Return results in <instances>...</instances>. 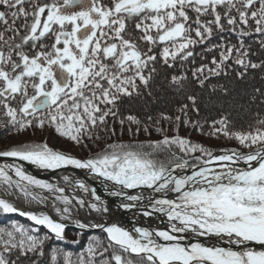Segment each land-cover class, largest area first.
<instances>
[{"label": "snow or ice", "instance_id": "snow-or-ice-1", "mask_svg": "<svg viewBox=\"0 0 264 264\" xmlns=\"http://www.w3.org/2000/svg\"><path fill=\"white\" fill-rule=\"evenodd\" d=\"M0 9V127L17 133L53 128L89 153L81 158L53 148L47 139L0 150V157L13 158L0 164L5 194L0 196V212L19 213L48 230L41 235L38 228L18 222L0 226V264L44 256L47 241L66 239L69 224L99 229L104 235L91 236L75 259L70 251L52 248L50 264H264V117L258 114L247 132H230L227 116L211 121L207 135L223 134L241 146L219 154L178 134H164L147 145L104 143L101 137L114 136L117 123L121 131L150 134V125L171 122L163 113L146 117L147 123L124 116L119 105L123 97L139 95L141 86L148 88L158 65L195 64L197 46L218 52L191 69L192 81L201 87L212 76L228 75L232 65L241 69L236 73L240 78L249 69L264 68V61L251 60V45L245 44L246 37H264V0H110V5L101 0H0ZM20 20L24 23L17 27ZM225 32L236 34L237 43L223 38L211 43ZM258 43L264 49V39ZM192 81L182 71L168 83L176 92L187 93ZM187 100L195 106L194 95ZM187 108L184 104L179 109L183 123L202 131L199 121L186 118ZM175 122L181 123L180 115ZM155 130L165 132L163 127ZM16 161L41 170L72 166L102 177L111 182L105 184L110 195L123 198L122 209H137L149 218L162 213L169 227L129 229L104 220L109 207L85 180L64 175L63 183L50 182ZM178 169L191 171L180 175ZM141 188L177 196H150L144 204L142 194L126 191ZM17 197L39 210H23ZM180 234L226 238L231 246H209L199 239L185 244Z\"/></svg>", "mask_w": 264, "mask_h": 264}, {"label": "trees", "instance_id": "trees-1", "mask_svg": "<svg viewBox=\"0 0 264 264\" xmlns=\"http://www.w3.org/2000/svg\"><path fill=\"white\" fill-rule=\"evenodd\" d=\"M40 2L51 3L52 0H40ZM101 2L110 5V0H101ZM25 7L29 6L25 5ZM23 23L24 21L20 20L16 26L19 27ZM3 28L4 25L0 23V30H3ZM221 38L233 44L237 43L238 40L236 34L225 32L223 34L217 33L211 43H220ZM261 39H264V37L257 35L245 38V44L251 45V52L254 53L250 57L253 62L259 63L260 61H264V49H261L258 43ZM46 42L51 43L50 40ZM205 47H208V45L196 47L195 64L189 61L181 67L177 63L174 68H168L162 64L158 65V74L148 88L141 86L139 95L123 97L119 105L121 114L124 116L129 114L134 115L147 123L146 117L152 116L153 118H159L160 114L163 113L173 118L171 122L161 121L160 124L150 125V134L143 131L139 134H135L134 132L130 133L127 131V128L121 131L120 125L117 123L115 125L116 134L110 139L107 133L101 134L104 143H128L136 141L147 145L149 142L162 140L164 134L169 136L178 134L193 142L202 143L214 149L215 152L226 148H240L239 142L235 139H228L223 134H218L213 137L207 135V133L211 131V121L219 120L222 116H227L230 132H247L251 130L250 125L255 126L258 114L260 117H264V68L249 69L247 75L240 78L236 73L237 71H241V69L232 65L228 69V75L212 76L201 87L197 82L192 81L191 69L199 66L202 62L210 61L213 55H218V52H205ZM182 71H186L189 80L192 81L187 93L176 92L168 83L171 75L179 74ZM213 86H215V91H213ZM220 86H223V88ZM224 89H227L226 93ZM255 89H260V91L256 92ZM189 94L196 97L195 106L192 105L191 101L187 100V95ZM184 104L188 105L186 118L190 121H199L203 129L202 131L194 128L191 123L187 125L183 123L185 117L179 109ZM178 115L181 116V123L177 126L175 117ZM157 127H163L165 132L161 133L156 131L155 129ZM44 139H47L53 148L70 150L72 154L78 157L84 158L89 155L88 152L74 145L71 141L58 136L53 128L46 127L42 130L32 128L17 133L14 129L0 127V150H5L14 143L42 141ZM104 143H99L98 146L103 148ZM93 150H96L95 147ZM12 222L38 228L41 235L48 232L45 228L34 225L33 222L26 218L16 214L0 212V226L10 225ZM93 235L103 236L99 232L82 234L73 228H68L65 233L66 239L60 240L53 237L47 241L44 256L37 257L29 255L28 257H21L19 264H33V261H36L37 264H50V250L54 247L63 251L72 252L74 254L73 259H75V254L85 249L89 238ZM74 240L77 243H73Z\"/></svg>", "mask_w": 264, "mask_h": 264}, {"label": "water", "instance_id": "water-1", "mask_svg": "<svg viewBox=\"0 0 264 264\" xmlns=\"http://www.w3.org/2000/svg\"><path fill=\"white\" fill-rule=\"evenodd\" d=\"M73 10H79V9L74 8ZM12 162H13V158L0 157V163H12ZM16 162L23 164L25 170L28 171L29 173H31L32 175H35L38 178L45 179V180H48V178L54 174H58V175L67 174V173L71 172L72 169L74 168L72 166H68L66 168L57 169V170H41V169L36 168L34 165H32L28 162H25V161H16ZM79 170H81V169H79ZM187 170L191 171V169H187ZM82 171L84 173L82 175L84 177L83 180H85V182L90 187H94L96 189L97 194L101 196V198L107 203L108 207L110 208L108 215L103 218L104 220L111 221L114 218H118L119 220L123 221L127 226H129L130 228H132L133 226H137V225L138 226H146V227L150 226L153 229H156V228L165 229V228L169 227L164 222L150 221L143 216L135 214L130 209H128V210L122 209L121 207H119V205H117L115 198L120 200V202L122 201L123 198L110 195V191L105 188V184L108 183L109 186H111V182L104 181V179L102 177L90 175L85 170H82ZM126 191L129 192V194H133V195L142 194L147 199L150 196L155 197V198H170L169 195H167L166 197H165V195H158V194L153 193L151 189H146V188L126 190ZM14 214L28 219L27 217L21 216L18 213H14ZM28 220H30V219H28ZM41 227L45 228L44 226H41ZM68 228H73L82 234H86V233H90V232L101 233V231L99 229H94V228L88 229V230H80L74 224H69L67 229ZM101 234H103V233H101ZM180 235H185V234H180ZM213 238H215V237H199V238H196V237L191 236V235H185V239H184L183 243L189 244L192 242H196V239H199L200 242H202L206 245H209V246L213 245V244H215L217 246H223V247L231 246L228 244L227 239H224L221 241L217 238H215V240H212ZM251 246L256 247V248L261 247L260 245H256V244H253Z\"/></svg>", "mask_w": 264, "mask_h": 264}, {"label": "bare ground", "instance_id": "bare-ground-1", "mask_svg": "<svg viewBox=\"0 0 264 264\" xmlns=\"http://www.w3.org/2000/svg\"><path fill=\"white\" fill-rule=\"evenodd\" d=\"M218 154H219V153H218ZM0 164H3V163H0ZM239 166H240V167H244L245 165L243 164V162H241V164H240ZM213 167H215V165H213ZM177 173L180 174V175H185V174H190V171L187 170V169H184V170H179V169H178V170H177ZM83 174H84V173H83L82 170H79V169L73 168L72 171L69 172V173H67V174H60V175H58V174H54V175H51V176L48 178V181H50V182H57V183H63V181H62V177H63L64 175H68V176H70V177H76V178H79V179H84V177L82 176ZM152 192H153V191H152ZM153 193H155V192H153ZM78 194H80V193H78ZM155 194H158V195H165L164 193H155ZM3 195H5L4 192H3V189L0 188V196H3ZM167 195H169L171 199H175L176 196H177L176 193H172V192L167 193ZM7 198L12 199V197H10V196L7 197ZM115 201H116L117 205H119V207H120V204H121L122 201L120 202V200H118L117 198H115ZM15 202H16L17 206H18V207H21L23 210H29V209H31V210H39V208H38L37 205H35V204H33V205H29V204H27L24 200L20 199L19 197H17V198L15 199ZM147 202H148V199L145 198V200L143 201V203H144V204H147ZM47 210H48V211H51L50 209H47ZM109 210H110V208H109ZM130 210L133 211L135 214L142 216V215H141V212H140L139 210H137V209H130ZM86 212H87V210L85 209L83 212H81V216H84ZM9 214H14V213H9ZM18 214H19V213H18ZM93 216H96L97 219H99V217H98L97 214H93ZM103 218H104V217H103ZM145 218H147V219L150 220V221L164 222L167 226H169V225H168V221H167V217L164 216L162 213H154L153 216H152L151 218H149V217H145ZM90 222L95 223L96 220L93 219V220H91ZM111 222H117V223H119L120 225H122V226H124V227H126V228L131 229L129 226H127L123 221L119 220L118 218H114V219H112ZM225 239H226V238H225ZM212 240H215V238H213Z\"/></svg>", "mask_w": 264, "mask_h": 264}, {"label": "rangeland", "instance_id": "rangeland-1", "mask_svg": "<svg viewBox=\"0 0 264 264\" xmlns=\"http://www.w3.org/2000/svg\"><path fill=\"white\" fill-rule=\"evenodd\" d=\"M216 153L218 154V153H220V151L219 152H216Z\"/></svg>", "mask_w": 264, "mask_h": 264}]
</instances>
